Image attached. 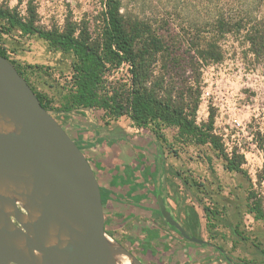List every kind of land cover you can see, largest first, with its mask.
I'll return each mask as SVG.
<instances>
[{
    "label": "rangeland",
    "instance_id": "374dc122",
    "mask_svg": "<svg viewBox=\"0 0 264 264\" xmlns=\"http://www.w3.org/2000/svg\"><path fill=\"white\" fill-rule=\"evenodd\" d=\"M193 1L121 0L124 13L148 22L153 28L160 27L159 32L166 40L171 55L167 60L161 57L154 63L153 75L162 79L165 87L174 85V94L185 91L189 86H192L193 92V84L197 82L198 74L194 73L193 67L198 58L190 40L193 36ZM31 3L36 10L35 25L44 29H62L71 23L77 28L86 27L95 38L102 26L106 0H0V6L16 10L23 17L28 16L27 9ZM25 6L26 14H23ZM1 43L17 64L34 66L28 68L27 76L37 91L53 97L56 106L65 102L72 76V55L54 50L36 34L24 35L19 30L4 34ZM218 43L222 59L201 61L198 65L202 95L195 119L199 126L213 119L212 133L220 138L231 157L234 153L243 155L242 167L248 175L227 169L226 160L210 144H198L184 138L174 126L152 124L141 130L128 116L115 120L101 108L76 112L70 119L64 120V126L70 134L83 139L88 137L87 131L76 127L71 123L73 120L97 123L110 129L118 125L132 134L131 143L138 148V152H142V148L152 154L155 153V146H162L167 177L171 179L166 184L167 195L171 201L175 202L178 197L181 202L177 217L183 220L184 208L195 205L201 215L204 239L221 246L235 257L252 259L255 260L252 263L257 264L262 257L256 244L264 247V220L256 219L248 211L247 204L257 199L264 210V155L257 144L258 132H264V60L250 51L244 32L225 34ZM131 81L130 66L123 63L112 69L106 85L125 88ZM191 96L186 98L188 114L193 113V94ZM60 120H63L62 116ZM95 150L84 149L90 159ZM124 154L126 158L134 157L136 162L143 159L132 149H127ZM175 171H180L181 176H176ZM183 176L189 177L192 187L182 182ZM193 181L202 184L201 189L205 191L199 192L201 190L193 187ZM251 191H255L256 198H249ZM199 199L220 211L218 218H214L209 225L215 238L208 232L207 219ZM237 224L240 225L237 229L249 240L234 236L232 228H236ZM174 235L181 239L177 233ZM147 247L153 254L155 247ZM200 248L204 250H199V254L206 256L200 257L199 264H225L220 252L204 246ZM168 259L165 256L162 259L165 262L160 261L159 264H166ZM174 264H183L182 259L178 257Z\"/></svg>",
    "mask_w": 264,
    "mask_h": 264
},
{
    "label": "trees",
    "instance_id": "16d2710c",
    "mask_svg": "<svg viewBox=\"0 0 264 264\" xmlns=\"http://www.w3.org/2000/svg\"><path fill=\"white\" fill-rule=\"evenodd\" d=\"M121 6V0H106L105 10L102 12V26L95 38L86 27L77 28L71 23L62 29H44L35 25L36 10L32 3L27 9V17H23L16 10L0 6V54L16 66L37 93L42 105L57 119L63 116L68 120L76 112L83 113L101 108L115 120L124 115L128 116L142 130L152 124L174 126L178 128L180 136L198 144H210L226 160L227 169L248 175L247 170L242 167L243 155L234 153L231 157L220 138L212 133L213 119L201 126L196 123L195 115L202 95L198 65L201 61L222 59V50L218 46L219 39L225 34L238 32H244V39L249 44L250 51L258 59L264 60V0L193 1V36L190 40L198 58L193 67L198 77L197 82L193 84V92L192 86H189L178 94H174V85L165 87L164 81L159 77L154 78L153 75L154 63L161 57L167 60L171 55L166 40L159 32L160 27L153 28L148 22L133 18L124 13ZM16 30L24 35L36 34L46 40L54 50L73 56L70 86L65 102L60 106L54 105L53 97L37 91L31 84L27 73L28 68L34 66L23 67L17 64L1 43L4 34H11ZM123 63L130 66L132 81L129 87H107V76L112 69H117ZM192 94L193 113L188 114L186 98H192ZM72 123L87 129L88 137L77 142L82 149L129 138L128 132L120 126H115L111 131L107 126L97 123L74 120ZM257 144L264 155V132H258ZM89 160L97 175L100 174V161ZM97 177L100 181V176ZM152 177H156L157 184L164 183L161 173L160 177L158 174ZM136 188L139 189L137 186ZM101 190L107 213L116 202H123L122 200L129 198L127 193L118 194V191L106 190L102 184ZM249 198H256L255 191L249 192ZM134 200L135 207L136 204L143 202L141 195ZM247 208L256 219L264 220V210L259 200L248 203ZM204 209L210 222L216 212L209 206H204ZM183 221L189 234L202 238L201 219L194 207L189 208ZM108 222L110 233L113 234L112 227L119 224L113 223L109 218ZM148 229L145 227L144 231L149 233L152 239L157 240L158 230ZM236 233L240 235L241 232L236 230ZM132 240L146 246L140 238ZM259 248L264 257V247ZM226 260L228 264H249L247 260H234L231 257H226Z\"/></svg>",
    "mask_w": 264,
    "mask_h": 264
},
{
    "label": "water",
    "instance_id": "95a60500",
    "mask_svg": "<svg viewBox=\"0 0 264 264\" xmlns=\"http://www.w3.org/2000/svg\"><path fill=\"white\" fill-rule=\"evenodd\" d=\"M159 213L193 243L157 189ZM0 264H144L109 229L85 151L0 54Z\"/></svg>",
    "mask_w": 264,
    "mask_h": 264
},
{
    "label": "flooded vegetation",
    "instance_id": "af4514ba",
    "mask_svg": "<svg viewBox=\"0 0 264 264\" xmlns=\"http://www.w3.org/2000/svg\"><path fill=\"white\" fill-rule=\"evenodd\" d=\"M63 117V116H62ZM58 121L60 120V116L58 117L57 119ZM64 117H63V120H60V121H63V122H60L63 127L66 129V127L64 126ZM67 121V120H65ZM69 123V121H68ZM72 123V122H71ZM75 125V124H74ZM76 126V125H75ZM115 126H118V125H115ZM115 126L110 129L111 131L114 130ZM77 127V126H76ZM121 127V126H120ZM80 130H86L85 128H82V127H78ZM123 128V127H122ZM125 129V128H123ZM67 130V129H66ZM126 130V129H125ZM142 130V129H141ZM68 131V130H67ZM127 131V130H126ZM128 134H129V138L128 139H123L125 142H128L127 143V146H129L128 148L129 149H132L133 152L137 153V154H140L141 157H143L142 160H139L138 162H135L133 163V165H131V167L133 166H140V164H144L145 168L148 170V173H150L151 176L155 175V174H158L160 175H163V178H164V183L167 184L169 183V180L171 179H168L167 177V163H166V157L164 155V152L162 151V146L159 147V146H155L153 150H155V153H152L150 154V152L148 151H145L144 149L141 148L142 152H138L137 151V147L135 145H133L131 142H132V134L127 131ZM88 133V132H87ZM77 142L78 140H80L79 138H77L75 135L73 134H70ZM142 140V139H141ZM139 144H141V142H138ZM114 144L112 141L111 143H108V144H105V143H99L97 146L95 147H91V148H94L97 149L95 150V154L92 155L91 157V160H99V156L97 152V150H106L107 151V148L106 146H109V145H112ZM136 144V143H135ZM155 144V143H154ZM157 145V143L155 144ZM106 147V148H105ZM86 149H90V148H86ZM84 150V149H83ZM89 158V156H88ZM90 159V158H89ZM176 172V176H181V172L180 171H175ZM174 172V173H175ZM97 174V173H96ZM98 176V175H97ZM155 178H153L154 182H155V190L153 191V203L154 205H156V210H157V213L155 215V218L158 220V222H154L152 221L151 219L149 220V226H148V230H154V229H159V237L158 239L160 238V240H154L151 238V235H149V233H146L145 231V235L143 237H139L141 240H143L142 242L144 243V245H146L145 247L143 245H140L138 244V242H134L132 239H133V236H131V234H126V236H124L125 234H123L122 231H119V228H117L116 226H113L112 227V235L117 239L119 240L120 242H122L131 252H133L135 255H137L140 260L144 263V264H152L150 262H153L154 264H159V262H165L163 261L162 259L167 256L169 259L167 260L166 264H174V260L177 259L178 257H180L182 259V263L184 264H199L200 263V260L201 258L200 257H205L206 254H203V255H197V256H194L193 257V247H201L203 246L204 244H197V243H193L192 241H189L185 238H183L181 236V234L179 233V231L173 227H170L168 226V224L166 223L164 217L161 216V214L159 213V209H158V203H157V198H156V191L157 189H160L162 191V194H163V197L165 199V202H166V205L167 207L169 208V210L171 211V214L172 216L179 222L182 223L183 225V220H185V217H186V214H187V211L189 210L190 207H194L195 210L198 212L199 216H200V219H201V215H200V212L198 211V209L196 208L195 205H187L188 207H185L184 208V211H185V217L184 219H179L177 217V213L179 212L180 208H181V202H179L178 200V197H176V199L174 200L175 202L171 201V199L169 198V196L167 195L166 192H164V189H162V184H157V182L155 181ZM186 179L188 180L187 182H184V180L186 181ZM172 182V181H171ZM182 182L186 185H189L192 187L191 185V182H190V179L189 177L187 176H183L182 178ZM153 184V182H151ZM169 185V184H168ZM203 185L196 182V181H193V187H196L197 190H201L199 192H204L201 187ZM203 200L202 199H199V202L204 210V213H205V209H204V206H208L206 205L204 202H202ZM174 203V206L176 204H178V207H172L171 206V203ZM176 203V204H175ZM212 210H214L216 213H214V216L213 218L210 220V222L212 220H214V218H218L219 216V213L220 211L217 210L216 208L214 207H210ZM205 216H206V219H207V226H208V232L211 234L212 236V228H210V222H208V218H207V215L205 213ZM108 218L109 219H112V222L113 223H116L117 224V220L116 219H113V216L112 215H108ZM160 219H162V222L160 221ZM184 226V225H183ZM202 220H201V236H202V231H203V227H202ZM237 226H240L239 224L236 225V228L233 227L232 230H233V234L235 237L239 238V239H242V240H249L248 237L244 236L242 233H240V230L237 229ZM185 227V226H184ZM187 230V229H186ZM236 230L239 231L240 235H238L236 233ZM188 232V231H187ZM175 233L178 234V236L181 238L179 239L178 237H176V235H174ZM189 233V232H188ZM191 235V234H190ZM191 236H194V235H191ZM197 237V236H195ZM213 238L214 235L212 236ZM198 238H201V237H198ZM201 239H204L203 236ZM206 240V239H205ZM208 243H206L204 247H208L209 249H213L214 251L216 252H220L221 254V257L223 258L225 264H228L227 260H226V257H231L233 258L234 260H237V259H241L243 261L247 260L249 262V264H253L252 262H255V260H252V259H245V258H242V257H235L233 256L230 252L226 251L224 248H222L221 246H218L216 245L215 243H213L212 241H209V240H206ZM158 242V243H156ZM155 243H156V246H155ZM183 243H186V246H181ZM147 245H150L152 247H155L153 249V254L150 253V251H148V247ZM157 245H160L159 248L157 247ZM170 246V247H168ZM147 247V248H146ZM256 247L258 248V253L259 255L262 257L261 261L257 262V264H262L264 262V257L262 255V253L260 252V246H258L256 244ZM151 254V255H150ZM184 259V260H183ZM152 260V261H151ZM150 261V262H149Z\"/></svg>",
    "mask_w": 264,
    "mask_h": 264
},
{
    "label": "crops",
    "instance_id": "0c3cea01",
    "mask_svg": "<svg viewBox=\"0 0 264 264\" xmlns=\"http://www.w3.org/2000/svg\"><path fill=\"white\" fill-rule=\"evenodd\" d=\"M127 143L124 140H120L112 145L106 146L108 147L107 151L102 149L98 150L97 156H99L98 158L101 163L100 174L98 175L100 176V182L104 189L109 191L113 190L114 192L118 191V194L127 193V196H129L126 200H122L123 202H116L114 207L110 208L108 215H112L113 219L117 220L116 222L119 225L116 227L125 234L124 236L132 232L131 236L134 235L133 239H137L145 235L144 228H148L150 219L155 223L158 222L155 218L157 208L153 203L152 197V193L155 190V182L143 163L140 166L131 167L134 163V157L126 158L124 154L129 149ZM93 149L90 148V150ZM162 185V189L167 193L168 186L165 183ZM138 195L142 196L143 202L136 204L137 206L135 207L134 198L136 199ZM171 206L176 207L174 203H171ZM159 246L157 245L158 248ZM181 246H186V243H183ZM199 250L203 252L204 249L193 247V257L199 255Z\"/></svg>",
    "mask_w": 264,
    "mask_h": 264
},
{
    "label": "built area",
    "instance_id": "2783aa9c",
    "mask_svg": "<svg viewBox=\"0 0 264 264\" xmlns=\"http://www.w3.org/2000/svg\"><path fill=\"white\" fill-rule=\"evenodd\" d=\"M23 14H26V6L24 8V10L22 11Z\"/></svg>",
    "mask_w": 264,
    "mask_h": 264
}]
</instances>
